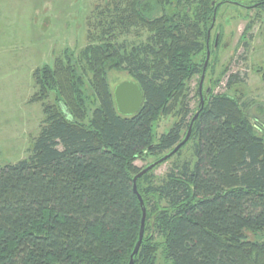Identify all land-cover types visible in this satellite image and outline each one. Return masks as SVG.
<instances>
[{"label":"trees","instance_id":"obj_1","mask_svg":"<svg viewBox=\"0 0 264 264\" xmlns=\"http://www.w3.org/2000/svg\"><path fill=\"white\" fill-rule=\"evenodd\" d=\"M224 4L114 0L101 21L110 23L106 41L86 49L98 103L88 123L68 103L73 97L83 103L76 71L57 60L36 71L42 100L45 92L66 99L45 108L30 157L0 167V264H129L143 217L133 189L143 169L135 163L171 153L197 113L177 153L195 141L194 163L176 166L164 182L150 179L154 169L137 182L146 224L134 264H264V241H248L249 233L264 232V124L246 104L211 88L189 121L183 109L158 143L153 135L156 118L203 73L198 57ZM246 9L264 12V0ZM137 27L150 33L146 42L117 41ZM222 37L219 29L215 58ZM112 70L127 71L142 88L145 103L136 116L117 112L107 79ZM239 82L233 76L228 86Z\"/></svg>","mask_w":264,"mask_h":264},{"label":"rangeland","instance_id":"obj_2","mask_svg":"<svg viewBox=\"0 0 264 264\" xmlns=\"http://www.w3.org/2000/svg\"><path fill=\"white\" fill-rule=\"evenodd\" d=\"M220 1L225 4L211 30L207 51L203 50L198 57V62L205 67L210 50L202 94L211 88L214 95L228 94L246 104L248 115L264 124V12L246 9L258 0ZM113 3L114 0H0V167L30 157L46 117L45 108L54 106L62 96L66 99L56 92H45L43 100L40 98L35 73L42 66H54L57 60L72 67L82 78V106L74 101L73 96L68 103L84 117L80 122H89L98 103L97 91L91 87L94 79L87 67L86 49L106 41L101 36L104 29L109 30L110 23L103 26L102 22L106 20L107 7H112ZM219 29H222L223 37L215 58L211 54V45ZM149 36L146 28L137 27L129 34L119 35L117 41L142 43ZM66 51L69 52L63 55ZM202 74L196 75L175 101L170 102L169 112L156 118L153 127L155 143L180 121L183 109L190 110L187 121L197 112ZM233 76H238L240 82L229 87V79ZM107 79L114 90L131 77L127 71L112 70ZM195 144L191 141L180 154L158 165L150 179L164 182L176 166L193 164ZM163 157L146 156L135 165L144 169ZM248 241L262 243L264 232L249 233Z\"/></svg>","mask_w":264,"mask_h":264},{"label":"water","instance_id":"obj_3","mask_svg":"<svg viewBox=\"0 0 264 264\" xmlns=\"http://www.w3.org/2000/svg\"><path fill=\"white\" fill-rule=\"evenodd\" d=\"M215 21H216V12L214 15V23L212 25V28H214V26H215ZM217 45H218V37L216 40V47H217ZM209 57H210V50H208V59L206 61V65L204 67L202 79H201V83H200V97H201V105L202 106H204V103H205L204 95L202 94V90H203V82H204L206 71H207V65H208ZM209 93H210V90L207 91V95ZM113 95H114V100H115L117 112L123 117L136 116L137 114H139L141 112V110L144 106V103H145V95H144L142 88L140 87V85L138 83H136L135 81H132V80L123 82L120 85H118L113 90ZM198 116H199V113H197L196 116L194 117L193 123L197 120ZM193 123L188 130L186 138L184 139V141L181 144H179L171 153H169L168 155L163 157L158 162L144 168L133 180V189H134L135 194H137L138 199L140 201V204L142 206L143 217H142V221H141V230H140L139 240L136 244V247L134 249L133 254L131 255V259H130L129 264H134V258L138 254L140 247L142 245L143 237H144V230H145V221H146V208L144 207L143 199L138 192L137 182L143 176H145L150 171L155 169V167L166 162L169 158L176 155L178 153V151L189 142L191 134H192Z\"/></svg>","mask_w":264,"mask_h":264},{"label":"flooded vegetation","instance_id":"obj_4","mask_svg":"<svg viewBox=\"0 0 264 264\" xmlns=\"http://www.w3.org/2000/svg\"><path fill=\"white\" fill-rule=\"evenodd\" d=\"M210 33H211V31H210ZM210 33H209V39H210ZM218 40H219V35H218Z\"/></svg>","mask_w":264,"mask_h":264}]
</instances>
